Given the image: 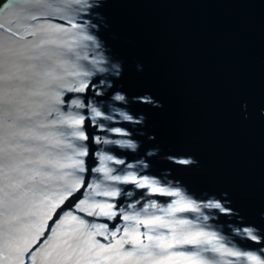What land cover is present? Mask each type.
Here are the masks:
<instances>
[{
  "label": "water",
  "instance_id": "water-1",
  "mask_svg": "<svg viewBox=\"0 0 264 264\" xmlns=\"http://www.w3.org/2000/svg\"><path fill=\"white\" fill-rule=\"evenodd\" d=\"M0 264H264V0H6Z\"/></svg>",
  "mask_w": 264,
  "mask_h": 264
},
{
  "label": "trees",
  "instance_id": "trees-1",
  "mask_svg": "<svg viewBox=\"0 0 264 264\" xmlns=\"http://www.w3.org/2000/svg\"><path fill=\"white\" fill-rule=\"evenodd\" d=\"M6 0H0V6L5 2Z\"/></svg>",
  "mask_w": 264,
  "mask_h": 264
},
{
  "label": "snow or ice",
  "instance_id": "snow-or-ice-1",
  "mask_svg": "<svg viewBox=\"0 0 264 264\" xmlns=\"http://www.w3.org/2000/svg\"><path fill=\"white\" fill-rule=\"evenodd\" d=\"M217 207H218V205H217Z\"/></svg>",
  "mask_w": 264,
  "mask_h": 264
}]
</instances>
